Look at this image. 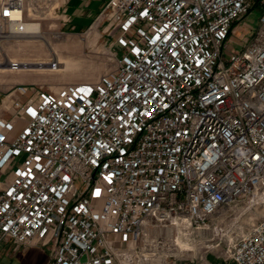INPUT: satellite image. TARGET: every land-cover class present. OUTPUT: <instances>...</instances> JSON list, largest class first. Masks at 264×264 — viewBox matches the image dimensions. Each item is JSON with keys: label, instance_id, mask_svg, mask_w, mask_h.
Here are the masks:
<instances>
[{"label": "built area", "instance_id": "built-area-1", "mask_svg": "<svg viewBox=\"0 0 264 264\" xmlns=\"http://www.w3.org/2000/svg\"><path fill=\"white\" fill-rule=\"evenodd\" d=\"M69 1L0 0V31L67 23ZM258 2L109 0L113 71L6 96L0 244L47 264H264V216L242 219L264 205V13L235 39Z\"/></svg>", "mask_w": 264, "mask_h": 264}, {"label": "rangeland", "instance_id": "rangeland-1", "mask_svg": "<svg viewBox=\"0 0 264 264\" xmlns=\"http://www.w3.org/2000/svg\"><path fill=\"white\" fill-rule=\"evenodd\" d=\"M64 1L66 0H60L59 2L53 0V8L61 6ZM108 1L105 0V2ZM263 13L264 3L258 2L252 9L250 16L245 18L246 24L237 27V29L235 28V39L238 43L243 41V38L240 37L247 38L250 36L249 34H254L257 31ZM61 14V10H56V13L52 12L51 16L43 21L42 37L45 38L44 40L41 38L18 39V41L16 39H6L0 43V61L5 60L6 57L9 64L10 62L23 64L32 62L46 65L54 59L61 63L58 70L22 68L15 71L6 66V70L12 73L0 74L1 80L4 81V85L0 86V102L3 103L6 96L22 85L35 86L48 94H53L66 86L95 84L101 77L115 69L118 59L124 54V50L120 49L119 46H113L112 37L106 31L107 24H102L101 20H97L99 14L83 32H76L75 29L72 30L68 27L71 18L66 23L60 19ZM246 28H249V34L245 32ZM233 47L235 50H241L243 46L234 44ZM37 58H44L45 61L37 62L33 60ZM6 70L0 71V73L6 72ZM2 180H4V177ZM263 216L264 205L256 206L242 219L251 225ZM14 247L11 242L0 244V264H43L50 257L48 248L31 246L17 252L14 251ZM32 247L37 248L33 249ZM38 248L42 250L39 251ZM30 250L40 252V255L37 253V257H32L31 260L30 258L23 260L22 256ZM208 261L212 264H225L222 259L217 258L215 253L209 256Z\"/></svg>", "mask_w": 264, "mask_h": 264}, {"label": "crops", "instance_id": "crops-1", "mask_svg": "<svg viewBox=\"0 0 264 264\" xmlns=\"http://www.w3.org/2000/svg\"><path fill=\"white\" fill-rule=\"evenodd\" d=\"M60 0H58L59 2ZM108 2H105V0H70L69 3L67 4V15L71 18V22L69 23V26L72 30H76V32H83L91 23V21L98 16V14L101 13V11L106 7V4ZM60 5V4H59ZM63 18V16H62ZM70 29V30H71ZM42 30V28H41ZM71 30V31H72ZM43 34V31H42ZM18 41V40H17ZM63 59V58H61ZM36 60L37 62H43L45 61L44 58H37L33 59ZM60 60V59H59ZM48 61V59H46ZM9 60L5 57V60L0 61V71H5L7 69ZM36 62V63H37ZM62 62V61H61ZM30 64H35V63H30ZM6 73H12L9 70H6V72H2L0 74H6ZM19 73H24V72H19ZM3 80V79H2ZM0 78V86L4 85V81H2ZM4 102L5 99L0 102V116L9 118L10 114L9 112L5 111L4 108ZM37 248V247H32ZM31 249V248H30ZM39 251H41V248H38ZM37 253L40 255V252H36L34 250L27 251L26 254L23 257V260L29 259L35 257ZM37 257V256H36ZM50 258V257H49ZM49 261V259H47ZM48 261L44 262L43 264H47Z\"/></svg>", "mask_w": 264, "mask_h": 264}, {"label": "bare ground", "instance_id": "bare-ground-1", "mask_svg": "<svg viewBox=\"0 0 264 264\" xmlns=\"http://www.w3.org/2000/svg\"><path fill=\"white\" fill-rule=\"evenodd\" d=\"M59 6V5H58ZM53 12V9L50 10V13H49V16H51ZM34 16L38 18V15L36 13H34ZM48 16V17H49ZM41 17V16H40ZM42 25H34V26H27V27H19V26H12L10 28V31L8 34H6V32H1L0 31V43H2L3 40H6V39H35V38H41V39H45L42 37ZM46 41V40H45ZM57 57V55H56ZM12 63H16L18 64V68L17 70H20L22 68L24 69H33V68H40V69H43V68H47V69H51V70H58L61 66V63L57 60V59H54V60H51L48 64L46 65H43V64H29V63H19V62H10V64L8 63V67L12 70H14L12 68ZM15 70V71H17ZM259 201H264V195L261 196L260 199H258Z\"/></svg>", "mask_w": 264, "mask_h": 264}]
</instances>
